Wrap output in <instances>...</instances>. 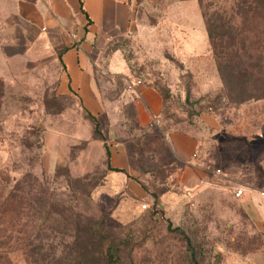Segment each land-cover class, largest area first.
Here are the masks:
<instances>
[{"label": "rangeland", "instance_id": "obj_1", "mask_svg": "<svg viewBox=\"0 0 264 264\" xmlns=\"http://www.w3.org/2000/svg\"><path fill=\"white\" fill-rule=\"evenodd\" d=\"M163 1L140 14L156 19ZM218 2L203 0L213 29L234 35L229 24L252 14L248 35L260 52L237 53L219 73L221 85L208 71L186 74V89L159 91L164 111L177 118L183 109L218 116L220 146L205 143L197 157L224 180H172L176 165L152 161L144 146L132 167L112 170L108 138L92 131L72 95L54 93L49 58L0 77V264H188L182 234L202 264H264V232L230 191L236 182H264V0ZM149 143L159 145L154 137Z\"/></svg>", "mask_w": 264, "mask_h": 264}, {"label": "crops", "instance_id": "obj_2", "mask_svg": "<svg viewBox=\"0 0 264 264\" xmlns=\"http://www.w3.org/2000/svg\"><path fill=\"white\" fill-rule=\"evenodd\" d=\"M157 2L0 0V77L49 58L56 67L54 93L72 95L100 122L104 117L110 165L132 167L144 146L156 154L152 161L176 165L172 180H201L204 174L205 180H224L200 167L197 157L205 143L220 146L218 116L204 108L189 117L183 109L177 118L164 111L159 91L186 89L190 74L208 71L221 85L199 2L166 0L156 19L140 14L139 8ZM123 41L131 47L123 49ZM150 137L159 145H151ZM247 181L252 185L230 182V191L242 187L233 196L264 232V182Z\"/></svg>", "mask_w": 264, "mask_h": 264}, {"label": "trees", "instance_id": "obj_3", "mask_svg": "<svg viewBox=\"0 0 264 264\" xmlns=\"http://www.w3.org/2000/svg\"><path fill=\"white\" fill-rule=\"evenodd\" d=\"M226 0H220L219 2L216 0V7L217 2L221 4L223 7L224 2ZM234 1V0H233ZM200 9H201V14L204 20L205 28H206V33H207V39H208V45L212 54V57L214 59L216 68L218 70V73H221V70L223 66L227 65L232 68V62L236 58L237 53L244 54V56L247 59H250L251 57L255 56L260 52L261 46H254L252 36H249L248 34L252 32L253 29H256V22L252 20V14L247 17L243 18L242 21H240L239 24H229L230 30L234 32V35L231 36H226V38H223L221 35L225 34L226 31L222 29L220 32H217L216 30L213 29V26L211 22L207 21L206 19V8L205 4H203V0H198ZM215 1H213V4ZM233 3V2H231ZM228 9L232 10L231 4L228 5ZM223 7L219 8L221 9V12L226 13L225 9ZM238 6L235 7V10L237 9ZM248 9V8H247ZM229 17L231 19L232 15L229 14ZM225 19L221 18V21L219 22L220 25L223 24V21ZM229 21V19H227ZM221 79V78H220ZM222 83V81H221ZM82 109L85 111L87 114L88 118L91 121L92 124V131L99 135L101 139H104L106 137V131L100 126V121L98 120L97 117H95L94 114L89 112L86 108ZM186 111V110H185ZM104 146V151L106 154V158L109 156V151L107 144L105 141L103 142ZM112 170H118V171H123L122 168L118 167H111ZM182 233V232H181ZM182 236L185 239L186 242V247L189 249L190 257H189V263L188 264H202L200 261L196 258L195 251L190 246V242L188 237H186L184 234ZM78 264H81L78 262Z\"/></svg>", "mask_w": 264, "mask_h": 264}, {"label": "built area", "instance_id": "obj_4", "mask_svg": "<svg viewBox=\"0 0 264 264\" xmlns=\"http://www.w3.org/2000/svg\"><path fill=\"white\" fill-rule=\"evenodd\" d=\"M136 82H139V80H136ZM241 192H242V187L240 185L234 187V189L232 191V193H233L234 196H238ZM262 193L264 194V191H262Z\"/></svg>", "mask_w": 264, "mask_h": 264}]
</instances>
